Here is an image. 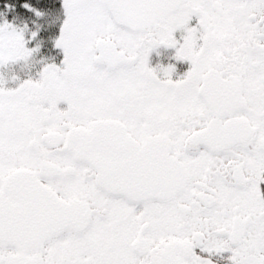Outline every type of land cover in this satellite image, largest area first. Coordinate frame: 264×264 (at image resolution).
Masks as SVG:
<instances>
[{"label":"snow or ice","instance_id":"obj_1","mask_svg":"<svg viewBox=\"0 0 264 264\" xmlns=\"http://www.w3.org/2000/svg\"><path fill=\"white\" fill-rule=\"evenodd\" d=\"M0 264H264V0H0Z\"/></svg>","mask_w":264,"mask_h":264}]
</instances>
